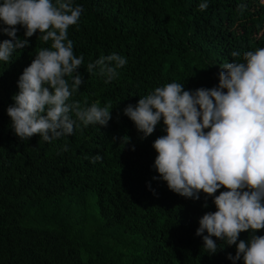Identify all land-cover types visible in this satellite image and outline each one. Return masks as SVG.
Listing matches in <instances>:
<instances>
[{
  "label": "trees",
  "instance_id": "16d2710c",
  "mask_svg": "<svg viewBox=\"0 0 264 264\" xmlns=\"http://www.w3.org/2000/svg\"><path fill=\"white\" fill-rule=\"evenodd\" d=\"M203 2L208 7L201 11ZM73 4L84 10L68 29L74 54L84 57L78 69L84 83L71 100L82 107L109 104L112 118L106 127L81 124L51 142L39 135L20 140L6 109L19 76L50 42L36 33L10 63L0 62V264H232L227 257L235 245L213 238L218 249L210 255L195 235L199 219L216 211L213 197L185 199L153 168L152 144L165 135L163 121L142 138L123 110L167 83L193 91L216 86L224 63L264 48V0ZM16 27L24 39V28ZM6 39L0 33V42ZM233 51L241 56L232 57ZM112 53L127 60L116 79L105 83L98 70L86 71ZM97 154L102 160L91 162ZM255 234L264 236V229ZM248 238V232L239 235Z\"/></svg>",
  "mask_w": 264,
  "mask_h": 264
},
{
  "label": "clouds",
  "instance_id": "9594fccd",
  "mask_svg": "<svg viewBox=\"0 0 264 264\" xmlns=\"http://www.w3.org/2000/svg\"><path fill=\"white\" fill-rule=\"evenodd\" d=\"M207 7V2L198 5L201 11ZM83 11L73 0L0 3V33L8 37L0 42V62L10 63L12 54L28 47L27 38L36 33L45 44L50 42L19 76L14 103L6 109L20 140L39 135L51 142L71 136L81 124L106 127L112 118L109 104L82 107L71 100L84 83L78 71L84 57L74 54L68 29L78 23ZM17 25L24 28V39L17 36ZM126 63L125 57L112 53L88 63L86 71L98 70L109 83ZM123 115L142 138L163 121L165 135L152 144L157 153L153 168L170 191L194 201L201 193L206 199L213 197L216 211L199 219L195 233L202 237L203 249L215 254L216 238L229 247L235 245V255L227 257L232 264L241 260L264 264V236L255 234L264 229V48L224 63L212 88L193 91L185 90L184 83H167L135 105L128 104ZM100 160L99 154L91 158L93 163ZM220 189L224 191L214 196ZM243 232L249 233L247 241L239 240Z\"/></svg>",
  "mask_w": 264,
  "mask_h": 264
}]
</instances>
